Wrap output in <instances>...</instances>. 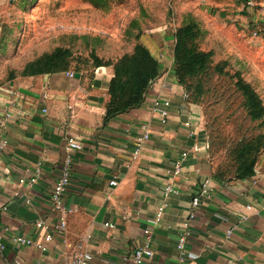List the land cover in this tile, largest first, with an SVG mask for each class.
Listing matches in <instances>:
<instances>
[{
	"label": "crops",
	"instance_id": "0c3cea01",
	"mask_svg": "<svg viewBox=\"0 0 264 264\" xmlns=\"http://www.w3.org/2000/svg\"><path fill=\"white\" fill-rule=\"evenodd\" d=\"M149 49L162 65L158 45ZM80 74H0V264H71L78 244L92 253L89 264H132L138 246L153 251L146 264H264V170L233 180L213 173L201 113L185 102L171 71L150 83L140 106L109 116L112 72L99 67ZM165 100L163 120L156 107ZM69 136L82 148L73 153L63 197L71 211L60 230L63 213L54 209L51 192ZM37 166L39 179L30 184ZM205 178L209 194L189 219ZM186 225L193 236L182 255L176 244ZM15 236L44 248L14 242Z\"/></svg>",
	"mask_w": 264,
	"mask_h": 264
},
{
	"label": "rangeland",
	"instance_id": "374dc122",
	"mask_svg": "<svg viewBox=\"0 0 264 264\" xmlns=\"http://www.w3.org/2000/svg\"><path fill=\"white\" fill-rule=\"evenodd\" d=\"M242 1L6 0L0 74L105 67L115 80L108 103L126 110L120 106L137 78L130 57L143 46L156 58L154 42L166 58L158 77L171 71L185 102L201 113L213 173L252 176L264 170V0Z\"/></svg>",
	"mask_w": 264,
	"mask_h": 264
},
{
	"label": "built area",
	"instance_id": "2783aa9c",
	"mask_svg": "<svg viewBox=\"0 0 264 264\" xmlns=\"http://www.w3.org/2000/svg\"><path fill=\"white\" fill-rule=\"evenodd\" d=\"M247 3L251 4L252 0H247ZM254 34L256 35L257 32L254 31ZM67 75L70 77L75 76V72H67ZM170 106V101L165 100L163 103H157L156 109L158 110V113L162 117L163 120H166L169 116L168 108ZM149 137V133L145 132L143 136L139 138V142L137 144L135 153L137 154L141 148L142 142ZM82 148V143L77 140L74 136H69L66 139L65 144V156H64V164L63 168L60 171L59 176L55 180L52 192H51V202L54 207V209L59 210L63 213V216L61 217L58 228L60 230H63L66 225V214L69 213L71 210L67 209L63 202V197L70 185L71 182V174L73 169V161H74V151L80 150ZM180 170L179 164L176 165V172ZM40 167L37 166L35 169L34 174L28 179L30 184L37 183L39 176H40ZM25 182L24 178L19 179V183L23 184ZM116 182L113 181L112 184H115ZM209 187H210V178H205L202 181L201 188L196 194L192 201H191V211L189 215V219L193 218L196 214V209L200 204V199L203 195L209 194ZM165 206H162L159 209V214L164 211ZM151 223H156L157 219H151L149 220ZM37 227H42L44 225L42 220H38L36 222ZM148 230L146 231V233ZM231 233V230L228 231V234ZM193 236L192 230L189 227V225L184 226L182 231L180 232L178 238H177V244L176 247L180 251L182 255H185L186 248L189 242V239ZM53 238L52 234H47L45 237V241L49 242ZM14 242L17 243H25L29 245H36L38 248H44V245L42 243H36L30 238H26L23 236H15L13 238ZM4 244L0 241V250L2 251L4 249ZM153 256V251L148 248L147 246H138L134 249L133 254L131 256L132 264H146V257L151 258ZM93 258V255L90 251H88L82 244H78L71 254V264H89Z\"/></svg>",
	"mask_w": 264,
	"mask_h": 264
},
{
	"label": "trees",
	"instance_id": "16d2710c",
	"mask_svg": "<svg viewBox=\"0 0 264 264\" xmlns=\"http://www.w3.org/2000/svg\"><path fill=\"white\" fill-rule=\"evenodd\" d=\"M130 64L128 65L130 76H136L135 84L133 85L132 95L130 100L121 105L120 108L130 107L126 110H120L115 106L108 103L107 116L124 112L135 108L143 101V95L146 93L151 81L155 80L159 75V60L151 55L150 51L143 46H139L135 49V52L130 57ZM56 66L48 68L49 72L55 69ZM43 70H46L45 68ZM44 72V71H43ZM129 76V75H128ZM115 80H111L110 88L113 87Z\"/></svg>",
	"mask_w": 264,
	"mask_h": 264
},
{
	"label": "water",
	"instance_id": "95a60500",
	"mask_svg": "<svg viewBox=\"0 0 264 264\" xmlns=\"http://www.w3.org/2000/svg\"><path fill=\"white\" fill-rule=\"evenodd\" d=\"M247 0H243V2L245 3ZM81 74L78 72L75 74L76 77H79Z\"/></svg>",
	"mask_w": 264,
	"mask_h": 264
}]
</instances>
